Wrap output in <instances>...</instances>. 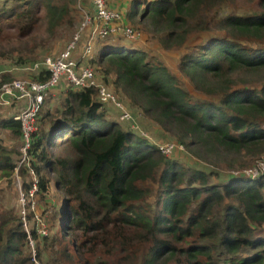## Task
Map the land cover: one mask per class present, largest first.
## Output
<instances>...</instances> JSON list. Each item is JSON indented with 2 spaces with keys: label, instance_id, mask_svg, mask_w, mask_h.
I'll return each mask as SVG.
<instances>
[{
  "label": "trees",
  "instance_id": "trees-1",
  "mask_svg": "<svg viewBox=\"0 0 264 264\" xmlns=\"http://www.w3.org/2000/svg\"><path fill=\"white\" fill-rule=\"evenodd\" d=\"M105 1L125 25L144 26L165 48L181 47L188 36L215 28L217 33L191 47L179 66L210 99H192L178 78L139 46L141 40L98 38L92 53L84 56L91 27L84 30L81 51L73 54L78 67L92 68L98 83L113 88L133 118L157 124L185 150L163 155L139 125L134 128L135 121H120L122 111L99 100L98 88L76 87L62 78L37 116L29 166L19 168L26 194L35 172L40 215L53 197L58 199L46 219L47 237L37 233L34 213L28 212L38 261L264 264V176H222L205 166L224 163L231 168L236 157L264 156V82L256 89L236 86L233 78L241 70H264V0L260 10L225 17L219 13L231 0H127L118 7ZM87 2L0 0V28L11 20L6 26L19 32L9 49L0 50V60L8 61L0 63V71H9L0 85L16 72L46 82L45 67L28 70L50 57L37 53L34 33L43 21L50 35L63 25L79 30L77 15L85 20ZM53 96L59 100L55 107L49 102ZM21 106H6L9 113L0 119V132L23 144L21 123L14 120ZM15 154L0 138L1 186L16 182L20 160ZM188 154L197 159L193 166L179 160ZM4 192L0 188V264H35L19 193L16 207H8ZM54 227L58 231L49 243Z\"/></svg>",
  "mask_w": 264,
  "mask_h": 264
},
{
  "label": "built area",
  "instance_id": "built-area-1",
  "mask_svg": "<svg viewBox=\"0 0 264 264\" xmlns=\"http://www.w3.org/2000/svg\"><path fill=\"white\" fill-rule=\"evenodd\" d=\"M96 9V17H92L85 13V20L80 29L74 34L73 38L66 46V48L56 57H46L44 61L36 63L28 70L36 71L41 67L49 72V79L46 82L30 81L23 78H14L9 82H4L0 85V104L9 106L13 102L23 103L20 112L14 116V120L21 123L23 144L21 148L22 158L15 170V177L19 201L22 207V221L24 230L29 240L32 259L35 264H41L38 259L36 242L32 237L31 228L29 227L28 212L31 210L36 219V231L41 237H47L49 230L44 215H40L38 211V203L36 200V193L38 192V179L35 172L33 175L32 187L28 194L23 189L22 179L19 176V168L22 165L29 166L31 149V139L33 133L36 131V119L40 113L46 98L52 88H55L62 78H66L76 87L98 88L99 100L104 104H112L122 111L120 120L123 122L134 121L130 111L118 100L117 96L111 92L107 86H104L97 81L95 71L90 67L79 68V61L73 57L75 50L82 42L83 32L91 27L88 43L84 51V56L89 55L93 51V44L96 39L107 38L111 35H122L128 41L138 42L142 40V33L132 26L125 25L123 17L119 12L110 11L106 7L105 0H92ZM9 71H0V82L2 76ZM137 128L136 124H133ZM143 135L145 133L142 132ZM160 152L171 157L176 150L184 151L185 148L181 144L166 142L158 145ZM238 176H245L248 178H259L264 175V157L258 160L255 165L249 169L232 173ZM1 182V181H0Z\"/></svg>",
  "mask_w": 264,
  "mask_h": 264
},
{
  "label": "rangeland",
  "instance_id": "rangeland-1",
  "mask_svg": "<svg viewBox=\"0 0 264 264\" xmlns=\"http://www.w3.org/2000/svg\"><path fill=\"white\" fill-rule=\"evenodd\" d=\"M261 0H231L230 3L228 5H226L224 7L223 10L220 11V16L221 17H225L230 13H252L256 10H260V2ZM12 2L10 1L8 4V6L6 8H8L10 6ZM78 21H79V27H82L84 21L82 22L80 15H77ZM10 22H12L11 20H6L3 22L4 26L2 28H0V50H6L9 49L13 42L18 39V30L11 28V27H7L6 25H8ZM82 22V24H81ZM42 25L40 27V29L38 31H36L34 33L35 36H38L39 39L42 40H38V52L40 55H42L43 57L45 56H51V55H59L65 48L66 46L69 44V42L71 41V39L73 38L75 32L78 30L76 29L74 32H71L66 26H61L58 29L55 30L53 35H50L47 32V21H43L41 22ZM216 24V22H214ZM81 24V26H80ZM215 26V25H212ZM135 28V26H132ZM140 29L141 33L143 34L144 38L138 43L139 46L143 47L142 49H144L151 57L155 58L156 60H158L161 64H163L164 66H166L170 72L172 74H174L179 82L180 85L182 86V88L187 91L190 96L192 97V99L194 100H200V101H206L208 99H210V97L200 91H198L195 86L190 82L189 77L183 73L180 70V62L182 60V58L185 56V54H187L188 50H190L191 47L199 45L200 43H202L203 41H205L206 39H208L209 37H211L212 33H217V30L215 28H211V31L209 32H200V33H194L191 36L187 37V41L185 44H183V46H173L171 48H165L163 46H161L160 42H158L157 40L153 39L151 37V35H149V32L147 33L145 30H143L144 26L142 27H136V29ZM43 41V42H41ZM130 42V41H128ZM172 44H175V42H172ZM15 45V44H14ZM97 47V45H96ZM95 47V48H96ZM78 51H81L80 49L78 50V48L75 50L74 54L77 53ZM5 59V58H4ZM3 58L0 60V63L2 62H6L8 63V61L4 60ZM251 70H241L240 74L238 75H234L233 78L236 82V86H241L243 87L244 85L242 84H247L248 86H251L253 88L256 89H260L261 88V83L264 82V70L263 71H255V72H249ZM12 79L14 78H26L24 73H19L16 72L12 77ZM242 79L246 80L247 83L244 81V83H242ZM107 88L111 91L114 92V89L111 87ZM118 98H120V101L122 100V98L119 95H116ZM216 100H219V97H215ZM58 97H52L51 100H49V102L51 104H54V107L57 105L58 103ZM123 102V100H122ZM50 104V105H51ZM113 112V111H111ZM9 113V109L6 108V106L0 104V119L3 116H6ZM115 115V114H114ZM116 116V115H115ZM117 117V116H116ZM118 118V117H117ZM134 121L136 123V125H139L140 129L142 130L143 133H145L144 136H147L148 138H150L151 140H153L155 143H157V145L160 144H164L166 142H172L175 143V140L170 138L167 133L162 130L157 124L150 122L149 120L145 119V118H139V117H135ZM139 131V130H137ZM6 134V132L2 131L0 132V138L6 143V145H8L10 147V149H12V151H14V153H16L15 157L20 160L22 158V153H21V148H22V143L19 140L14 139L13 137H10ZM264 157V156H263ZM262 158V157H261ZM260 158V159H261ZM258 158L252 159V158H248L245 156L242 157H236V160L238 161L234 167H228L226 166L224 163L219 164L215 167H211L209 165H205L207 167H210L211 169H214L216 171H218L220 173V175L222 176H227L228 174L231 175V173H236L238 171H243L245 169H249L251 167H253L255 165V163L260 160ZM179 160L183 163V165L185 166H193L194 162H196V158L193 157L192 155H187L185 157L179 158ZM201 166L204 164H200ZM264 176V175H263ZM0 188L4 189V199H3V203L4 206H8V207H16L17 204V185H15V182H13L11 185H8V183H4L3 186L0 185ZM56 200H58L57 198L53 197L52 198V204L51 203H47L46 205V212L44 213V217L45 220L49 217H51V214L54 210V203L56 204ZM59 212H57L56 214H58ZM60 215V214H59ZM48 218V219H49ZM53 222V220H52ZM59 226V225H58ZM56 230L58 231V227H54L53 228V232L52 235L50 237V241L49 243H51V240L53 238V236L56 233ZM261 232L264 233V228L261 229ZM46 256V254H45Z\"/></svg>",
  "mask_w": 264,
  "mask_h": 264
},
{
  "label": "crops",
  "instance_id": "crops-1",
  "mask_svg": "<svg viewBox=\"0 0 264 264\" xmlns=\"http://www.w3.org/2000/svg\"><path fill=\"white\" fill-rule=\"evenodd\" d=\"M88 2H87V4H86V6L84 7V9L88 12H86V11H84L85 13H87V14H89V15H91V16H93V17H96V9H95V7H94V5H93V2H92V0H87ZM111 3H112V5L115 7H118L119 5H121L122 4V6H126L127 4H124V3H128V1L127 0H111ZM22 105H23V103H22ZM22 107V106H21ZM18 114V112H15V114H14V116L15 115H17Z\"/></svg>",
  "mask_w": 264,
  "mask_h": 264
},
{
  "label": "clouds",
  "instance_id": "clouds-1",
  "mask_svg": "<svg viewBox=\"0 0 264 264\" xmlns=\"http://www.w3.org/2000/svg\"><path fill=\"white\" fill-rule=\"evenodd\" d=\"M120 120V119H119ZM121 121V120H120ZM143 135V134H142Z\"/></svg>",
  "mask_w": 264,
  "mask_h": 264
}]
</instances>
